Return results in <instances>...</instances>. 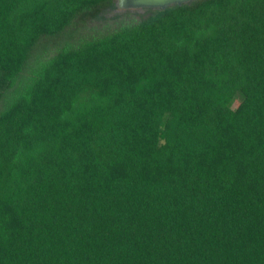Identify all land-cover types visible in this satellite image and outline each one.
Returning a JSON list of instances; mask_svg holds the SVG:
<instances>
[{
    "label": "trees",
    "instance_id": "16d2710c",
    "mask_svg": "<svg viewBox=\"0 0 264 264\" xmlns=\"http://www.w3.org/2000/svg\"><path fill=\"white\" fill-rule=\"evenodd\" d=\"M119 9L0 0V264H264V0Z\"/></svg>",
    "mask_w": 264,
    "mask_h": 264
},
{
    "label": "water",
    "instance_id": "95a60500",
    "mask_svg": "<svg viewBox=\"0 0 264 264\" xmlns=\"http://www.w3.org/2000/svg\"><path fill=\"white\" fill-rule=\"evenodd\" d=\"M120 9L141 10L142 9H166L173 5H182L192 0H117Z\"/></svg>",
    "mask_w": 264,
    "mask_h": 264
},
{
    "label": "rangeland",
    "instance_id": "374dc122",
    "mask_svg": "<svg viewBox=\"0 0 264 264\" xmlns=\"http://www.w3.org/2000/svg\"><path fill=\"white\" fill-rule=\"evenodd\" d=\"M118 11H122V9H119ZM137 12H142L141 10H137ZM113 13V12H112ZM111 14V13H110Z\"/></svg>",
    "mask_w": 264,
    "mask_h": 264
}]
</instances>
